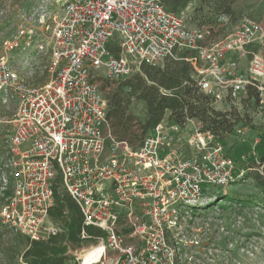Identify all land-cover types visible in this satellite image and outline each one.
Listing matches in <instances>:
<instances>
[{"label": "built area", "instance_id": "obj_1", "mask_svg": "<svg viewBox=\"0 0 264 264\" xmlns=\"http://www.w3.org/2000/svg\"><path fill=\"white\" fill-rule=\"evenodd\" d=\"M14 2L19 21L0 54V95L15 105L0 150L2 224L34 241L60 233L50 218L58 189L75 202L84 228L100 232L82 228L81 242L91 243L67 250L77 264H190L184 250L199 244L193 210L211 200L209 187L243 181L246 169L199 122L188 127L195 120L180 126L163 118L136 146L116 139L97 77L103 70L117 82L189 52L181 59L212 105L228 101L239 111L248 86L264 105V59L252 54L246 74L238 71L261 25L243 16L206 42L209 27H187L161 0ZM39 56L49 79L34 83ZM257 144L255 137L249 151L263 173Z\"/></svg>", "mask_w": 264, "mask_h": 264}, {"label": "trees", "instance_id": "obj_2", "mask_svg": "<svg viewBox=\"0 0 264 264\" xmlns=\"http://www.w3.org/2000/svg\"><path fill=\"white\" fill-rule=\"evenodd\" d=\"M161 1L166 8L177 12L187 6L191 0ZM235 2L236 0H198L191 19L197 26H207L212 30V26L219 24L223 17L232 19ZM109 49L115 51L111 47ZM188 54L189 52L185 53ZM191 72V66L186 60L166 58L161 65H142L140 73L117 81L115 88L107 96V118L113 136L136 146L166 117L170 122L180 126L185 125L189 120H196L202 129L211 131L225 143L230 135L236 134V129L241 125L255 131L258 137L257 160L264 163V124H253L250 120L241 117L240 112L235 108L228 111L216 110L211 98L198 89ZM131 99L144 103L145 111L142 119L129 112ZM245 101L252 103L254 107L259 106V91L248 86L244 103ZM246 161L247 168L243 179H251L264 198V171L261 173L256 169L257 164L250 152ZM211 201L212 199L206 203L207 206L212 203ZM50 218L61 226L62 231L43 241L30 240L15 233L0 221V237L4 235L5 230V233L9 234L10 242L6 244L5 250L2 249V255L7 258L10 252L11 258H16L18 252H14V249L17 246L18 236H21L24 249L20 253V258L24 263L66 264L70 261L67 250L81 243L80 234L84 228L79 209L69 195L55 189V204L50 210ZM84 229L87 234H100L90 227Z\"/></svg>", "mask_w": 264, "mask_h": 264}, {"label": "rangeland", "instance_id": "obj_3", "mask_svg": "<svg viewBox=\"0 0 264 264\" xmlns=\"http://www.w3.org/2000/svg\"><path fill=\"white\" fill-rule=\"evenodd\" d=\"M17 2V1H15ZM14 0L8 2L0 0V8L8 10L7 14L0 15V54L3 53L2 41L13 32L18 24V14L13 9ZM198 0H191L187 6L180 8L187 27L197 26L191 19L193 10L197 6ZM9 5V9H7ZM28 2L24 3V7ZM234 15L231 20L223 21L212 26V30L206 38V42L213 41L228 34L243 16L257 21L262 28V33L257 39L247 47V55L239 61V73L246 74L247 65L252 54H257L264 59V0H236L233 5ZM184 52L179 51L175 59L181 58ZM45 57L37 58V65L31 82L42 83L49 79V74L45 68ZM97 83L106 97L115 88L116 82L108 80L103 70L99 71ZM129 112L137 118L144 116L145 106L141 101L131 99ZM230 102L224 101L213 104L216 110L231 108ZM239 109L241 117L250 120L253 124H264V105L254 107L252 103H245ZM15 105L13 103H3L0 95V150H2V139L7 130L11 128L8 123L13 116ZM240 133L230 135L226 141V149L229 156L234 158L240 168H247L249 150L253 142V130L238 126ZM184 147V146H183ZM182 149V148H181ZM245 156V159H242ZM211 190L208 196L212 203L202 206L199 210H193L195 219L194 225L196 236L199 239L198 246L186 248L183 259L190 261V264H264V198L259 189L256 188L251 179H244L227 187H209ZM208 199V198H207ZM4 230V229H3ZM2 232V230H1ZM9 234L5 233L0 237V264H26L20 258V253L24 249L23 237L18 236L17 246L14 252L18 254L11 258L8 253L7 258L2 255L9 242ZM186 239H191L190 233ZM91 242L85 241L74 247L85 246ZM13 255V254H12ZM71 259L66 264H77Z\"/></svg>", "mask_w": 264, "mask_h": 264}, {"label": "bare ground", "instance_id": "obj_4", "mask_svg": "<svg viewBox=\"0 0 264 264\" xmlns=\"http://www.w3.org/2000/svg\"><path fill=\"white\" fill-rule=\"evenodd\" d=\"M82 257H84V261H87V259H88V257H89L88 252H87V251H86V252H83V253H82ZM97 258H98L97 256H95L94 258H92L91 263L96 262Z\"/></svg>", "mask_w": 264, "mask_h": 264}, {"label": "crops", "instance_id": "obj_5", "mask_svg": "<svg viewBox=\"0 0 264 264\" xmlns=\"http://www.w3.org/2000/svg\"><path fill=\"white\" fill-rule=\"evenodd\" d=\"M165 119H167L166 117H165ZM194 123H197V121L195 120L193 123L192 122H189L187 125H188V127H191V125H193ZM253 135H254V138L255 137H257V135H256V133H255V131H253ZM258 138V137H257ZM186 153V152H185Z\"/></svg>", "mask_w": 264, "mask_h": 264}, {"label": "water", "instance_id": "obj_6", "mask_svg": "<svg viewBox=\"0 0 264 264\" xmlns=\"http://www.w3.org/2000/svg\"><path fill=\"white\" fill-rule=\"evenodd\" d=\"M83 252H86V251L82 250L79 254L82 255ZM68 255L70 256V254H68Z\"/></svg>", "mask_w": 264, "mask_h": 264}]
</instances>
